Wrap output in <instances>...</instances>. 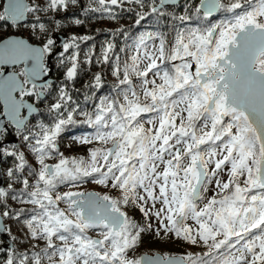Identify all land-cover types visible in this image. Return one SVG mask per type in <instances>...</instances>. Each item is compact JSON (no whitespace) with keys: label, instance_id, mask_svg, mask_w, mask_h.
Listing matches in <instances>:
<instances>
[{"label":"snow or ice","instance_id":"obj_1","mask_svg":"<svg viewBox=\"0 0 264 264\" xmlns=\"http://www.w3.org/2000/svg\"><path fill=\"white\" fill-rule=\"evenodd\" d=\"M123 2L108 0L117 7ZM128 2L139 6V25L146 17H168L177 0ZM77 4L0 0V161H13L0 170V250L7 252L0 264H264V0L185 3V15L172 19L195 17L197 27L176 30L172 40L163 32L141 34L136 54L123 63L118 55L110 59L109 42L102 58L117 83L114 95L101 97L92 112H78L66 90L79 73L71 50L89 37L73 35L63 43L65 83L47 79L55 55L50 33L61 27L52 16ZM84 12L118 18L106 0H91ZM215 13L225 18L212 22ZM101 81L97 73L85 87ZM53 87L54 101L46 103ZM40 103L52 116L50 125H31ZM147 113L155 115L145 119ZM77 123L94 130L77 142L101 146L90 149L88 159L61 155L56 164L46 163L58 153L56 137ZM10 129L35 156V169L20 147L5 145ZM89 180L115 195L57 191ZM210 184L216 190L205 197ZM121 206L138 209L143 222ZM90 229L99 238L88 237ZM145 234L202 243L208 251L133 256ZM24 241L28 247L18 250Z\"/></svg>","mask_w":264,"mask_h":264},{"label":"trees","instance_id":"obj_2","mask_svg":"<svg viewBox=\"0 0 264 264\" xmlns=\"http://www.w3.org/2000/svg\"><path fill=\"white\" fill-rule=\"evenodd\" d=\"M191 5H195V4H190L189 6H191ZM94 6L99 7V5H94ZM73 8L76 10L75 11L76 12L75 17L70 18L71 16H67V17L63 18L64 20L62 19L60 22L61 27L59 29H56L53 32H51L50 35L52 37L53 33L60 34L65 38V40H67L69 37H71L73 35L89 37V39L86 41L78 42L79 43L78 49L74 48L71 50V51H75L77 53L78 60H79V64H78L79 73L73 82L67 83L66 90L68 91V93L71 96V101H70L71 105L73 107L77 108L78 112H80V111L92 112L94 110V106L99 103V100L101 97L114 95V93L112 92V89H113L114 85L117 83V81L114 79V77L112 75L111 65L103 62L102 52H103V50H105L107 48V44L109 42H111L114 45V48L112 49L111 52L112 53L118 52V48H119L118 37L115 36V34H113L111 36H109V34H108L106 37H102L101 30H102V26H103L102 24L103 23H102V17L100 15V12L90 13V14L87 13V15H85L84 11H81V12L79 11V1H78L77 5L73 6ZM169 13H170V15L166 18L157 19L156 17H153L155 22H156V25H158L160 22H164L165 30H168V27L170 26V24L165 23L166 21L173 20L172 16L178 17L181 15H185V13L182 12L181 5L180 6L177 5ZM80 14L82 16H79ZM52 18H53V16H52ZM45 19H48V18L45 17ZM76 19H80L82 21V23L80 25H76L75 23H73V21ZM109 20H112V21H114V23H116L117 19H109ZM123 20H126V18H123ZM159 25L163 26L162 23H160ZM111 27H114V26H108L107 25V28H106L107 31H109L110 29H113L112 31H114L116 29L115 27L114 28H111ZM131 28H132V26H129L128 31H130ZM18 30L21 31V32H19L20 35L27 38L28 34L24 33L23 29H18ZM10 33H12V32H9L7 34L10 35ZM65 55L67 56L68 54H65ZM113 55L114 54L109 55L111 60L115 59V57ZM120 60H121V63H123L124 59L120 58ZM65 71H66V69L64 67L60 66V64H59V55H58L57 56V66H56V70H55L54 76H53L54 77L53 78L54 79V82H53L54 86L55 85H62L63 83H65V77H64ZM97 73L101 74V76H102V81H101L100 85L95 89L86 88L85 85L88 84L92 80V77ZM51 92H52V94L47 97L46 103H51L54 101L55 87H53ZM86 97H87V99H86ZM143 115H144L145 119H148V118L154 116L155 114L154 113H147V114H143ZM75 119L77 121H80L82 119V117L79 115H75ZM37 122H42L45 125H50L52 122V116H50L47 113L45 103L39 104V113L36 114L34 116V118H32L31 125H35ZM93 131L94 130L92 128H90L86 123H84V124L77 123V124H74L72 126H68L65 128L64 131H62L56 137V148L58 151L61 149L62 139L67 135L76 136V135H80V134H85L87 136H90L93 133ZM11 132L18 139V145L17 146L20 147V150L25 153V156H26V159H27L29 165L34 169L33 165L35 162V156L28 149L21 146L22 141L17 137L14 130L11 129ZM10 135L11 134L6 136V139H8L7 137H10ZM57 155H58V153H57ZM12 165H13V161L11 159L4 160V162L2 163V169L4 170L8 167H11ZM30 182H32V181L30 180ZM87 182H90L92 185H94L90 180ZM81 183L84 185L86 184V182H81ZM65 185H69V184L61 185L60 187H58L57 191ZM17 207H25V205H17ZM27 207L30 209L32 206L27 205ZM90 230H92V229H90ZM13 231L15 234V232H16L15 226L13 228ZM85 234L87 235L88 232H86ZM20 237H21V239H23L22 233H20ZM43 246L44 245L41 243L40 247H43ZM27 247H28L27 242L24 241L23 246L20 247L18 250L24 251V250H26ZM146 252L153 254V252H150V251L149 252L146 251ZM194 252L196 253L195 250H193V249L190 250V253H194ZM205 252L206 251H204V253ZM182 253H184V251ZM6 255H7L6 250H0V259H3L4 257H6ZM136 257H138V256L136 255Z\"/></svg>","mask_w":264,"mask_h":264},{"label":"rangeland","instance_id":"obj_3","mask_svg":"<svg viewBox=\"0 0 264 264\" xmlns=\"http://www.w3.org/2000/svg\"><path fill=\"white\" fill-rule=\"evenodd\" d=\"M19 32H21V31L16 30L17 34H19ZM23 32L28 34V32L25 30H23ZM11 34H13V33H10V35ZM20 36L23 37L22 35H20ZM24 38H26V37H24ZM152 45L149 46V49H151ZM56 48H57V46H56ZM135 54H136V52H135V49L133 47L130 50V52L128 54H126V57L122 58V59H124V61H125L128 59V57L130 55H135ZM129 63H130V61H129ZM141 67H143V65H141ZM149 78L150 79L152 78L151 74H150ZM132 80H133V84L135 85L136 78L134 76L132 77ZM157 83H159L158 79H157ZM141 99H143L142 94H141ZM145 127H151V125L146 124ZM81 136H87V135L80 134V135H76V136H72V135L65 136L62 139L61 149L58 151V155L55 154L52 156V158H46L45 162L48 163L49 165H54L59 161L61 155L64 158L69 159V160L78 159V158L88 159L90 149H92L94 147H100L101 145L96 144V143L89 144V145H82L79 142H77V140L75 139L76 137H81ZM108 146H110V145H105L104 147H108ZM33 167H34V169L37 167L36 160L34 162ZM220 178L226 180L227 179L226 172L221 173ZM243 179H244V177H240V180H243ZM209 189L210 190L207 193H204L205 197H211L214 194V191L216 190L215 185L210 184ZM254 191H258V189L254 190ZM58 192L61 194L65 193V192H84V193L94 192V193L104 194L105 192H107L109 195H115V193L112 190L106 189L102 185H96V184L92 185L90 182H86L85 185L80 182L78 187L71 186L70 184L65 185L62 188H60L58 190ZM58 206L62 209L67 207V205L63 204V203L59 204ZM121 207H122V210L126 211L127 214L129 216H131L133 219H135L137 222H143V216L138 211V209L127 207V206H121ZM187 223L191 224L192 222L188 221ZM153 227L155 228V224L153 225ZM87 232H88V234H87L88 237H90L92 239L99 238L97 235L98 230H94V231L88 230ZM57 243H59V242H57ZM191 249L196 251V253L195 252L192 253L194 255L195 254L202 255V253H204V251H208V249L202 243L192 245V244H189L183 240H178L176 238H173L171 240L165 238V239L161 240V239L154 238L151 234H145L143 243L138 246L137 250L134 253H132V255L133 256L137 255L139 257L141 254H150V253L146 252V251H148V252L150 251V252L157 253L160 255L167 253L170 256H184L186 253L187 254L190 253ZM183 251H184V253H182ZM150 255H152V254H150Z\"/></svg>","mask_w":264,"mask_h":264},{"label":"flooded vegetation","instance_id":"obj_4","mask_svg":"<svg viewBox=\"0 0 264 264\" xmlns=\"http://www.w3.org/2000/svg\"><path fill=\"white\" fill-rule=\"evenodd\" d=\"M78 1H79V11L80 12L84 11V9L87 8L91 2V0H83V1L78 0ZM146 2H147V0H146ZM185 3L187 5L197 4L198 0H182L179 3L181 5L182 12H184ZM179 4H178V6H180ZM106 5L118 17L116 20V23H114V21L109 20L107 12H103V13L100 12V15L102 17V23H103L102 24L103 25L102 30H101L102 37H106L108 34H109V36L115 34V36L118 37V43H119L118 52H116V53L109 52V55L114 54L113 55L114 57L116 55H118L120 58H125L126 54H128L130 52V50L134 47L135 42L137 41L138 37L141 34L163 32V33L167 34V38L169 40H172L175 37L176 30L195 28L198 26V23H199L195 17L191 21H186L185 23H180L178 20L166 21L165 23H169L170 26L168 27V30H165L164 22H160L163 24V26L159 25L160 23L158 25H156V22H155L153 17H146L143 21H141V23L139 25H136L135 24V21L137 19L136 12L140 10L138 5H136L135 3H129L128 0H124V2L119 7L110 5L108 3V0H106ZM176 6L167 8L166 11L170 12ZM75 11L76 10L73 8V6H69L67 8V10H62L60 12L53 14V18L55 20H58L60 23L61 20L67 16H71L70 18H74L76 15ZM88 14H90V13H88ZM85 15H87L86 12H85ZM79 16H82V15L80 14ZM123 18H126V20H123ZM224 18L225 17L223 14L217 13L216 15H214L213 17H210L209 19L212 20V22H219L220 20H222ZM107 25L114 26L116 29L114 31H112L113 29H110L109 31H107V29H106ZM129 26H132L130 31H128ZM114 27H111V28H114ZM124 32H126L127 35H124L123 34ZM147 43L150 46L153 44V41H147ZM62 46L60 47L61 51L63 50ZM122 48L125 49L124 52L120 51V49H122ZM55 49H56V46H55ZM55 49H54V51H55ZM58 55H59V53L56 54V56L52 58V65H53L52 78H54L53 76H54V72H55L56 66H57V56ZM178 62L179 61H177V63ZM9 131L11 132V129ZM9 134H12V132ZM7 138L9 139L10 137H7ZM8 139L5 138V141ZM10 145H6V146H10ZM92 231H94V230L92 229Z\"/></svg>","mask_w":264,"mask_h":264},{"label":"water","instance_id":"obj_5","mask_svg":"<svg viewBox=\"0 0 264 264\" xmlns=\"http://www.w3.org/2000/svg\"><path fill=\"white\" fill-rule=\"evenodd\" d=\"M181 1H182V0H177L176 5H178ZM176 5H173V6H171V7H174V6H176ZM215 14H217V13H215ZM215 14H214V15H215ZM214 15H213V16H214ZM23 38H24V37H23ZM52 39L55 41V45L57 46L56 50L54 51V52H55V55H56L57 53H59V52L61 51L60 46H62L63 43L65 42V38H64L62 35H60V34H56V33H54V34H52ZM55 55H53V56L48 60L49 75H48L47 79L50 80L52 83L54 82V79L52 78V75H53L52 58H53ZM38 113H39V112H38ZM9 133H10V131H9ZM5 143H6V145H7V144H15V145H18V140L16 139L15 136L11 135L10 138H9L8 140H6ZM1 163H2V161H0V170H2V168H1ZM86 193H88V192H86ZM91 193H94V192H91ZM94 239H97V238H94ZM9 244H11V241H10V240H9ZM143 255H145V254H141L140 256H143ZM148 255L151 256L150 254H148ZM177 257H179V256H177Z\"/></svg>","mask_w":264,"mask_h":264},{"label":"bare ground","instance_id":"obj_6","mask_svg":"<svg viewBox=\"0 0 264 264\" xmlns=\"http://www.w3.org/2000/svg\"><path fill=\"white\" fill-rule=\"evenodd\" d=\"M11 135H13V134H11ZM8 136V135H7ZM14 136V135H13ZM16 137V136H15ZM17 139V138H16ZM18 140V139H17ZM6 141H4V143H5ZM5 145H6V143H5ZM7 145H10V144H7ZM3 162V161H2ZM1 168H2V163H1ZM3 170V169H2Z\"/></svg>","mask_w":264,"mask_h":264}]
</instances>
